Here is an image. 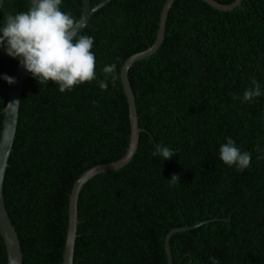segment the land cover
I'll return each instance as SVG.
<instances>
[{
    "label": "trees",
    "instance_id": "16d2710c",
    "mask_svg": "<svg viewBox=\"0 0 264 264\" xmlns=\"http://www.w3.org/2000/svg\"><path fill=\"white\" fill-rule=\"evenodd\" d=\"M104 0H88L90 8ZM165 0H112L81 34L94 38L96 79L60 92L27 76L2 179V202L21 264H60L69 190L86 169L118 160L128 143L119 69L154 39ZM229 5L232 0H212ZM27 0H1L0 26ZM60 8L77 20L79 1ZM18 60L0 57V112ZM116 65L115 81L103 68ZM137 137L128 169L84 186L76 199L72 264H166L171 228L220 223L168 240L171 264H264V0H240L222 13L175 0L155 55L127 75ZM255 79L262 95L242 102ZM2 116L0 114V132ZM231 138L251 153L238 171L219 159ZM157 145L170 160L152 155ZM180 182L169 185L172 175ZM198 228V227H197ZM196 228V229H197ZM191 229L188 231H195ZM0 264H5L0 242Z\"/></svg>",
    "mask_w": 264,
    "mask_h": 264
},
{
    "label": "clouds",
    "instance_id": "9594fccd",
    "mask_svg": "<svg viewBox=\"0 0 264 264\" xmlns=\"http://www.w3.org/2000/svg\"><path fill=\"white\" fill-rule=\"evenodd\" d=\"M61 2L30 0L26 11L6 15L0 26V46H6V54L18 60L39 83L45 85L49 81L54 82L60 92H65L96 79V61L92 51L94 38L78 34L77 21L70 13L61 10ZM103 72L105 79L98 81V85L101 90H106L108 78L111 77L113 81L117 78L116 65H106ZM2 78L10 85L15 83L11 76L4 75ZM251 84L252 87L243 92L242 102H250L262 95L255 79ZM255 150L264 151L259 145ZM174 154L172 149L163 145H157L152 153L164 161L170 160ZM260 158L264 156L257 157ZM219 159L243 171L250 166L252 156L248 151L242 152L231 138H227V142L219 148ZM168 180L169 185L174 186L180 182V176L174 174ZM210 260L212 264H220L215 257H210Z\"/></svg>",
    "mask_w": 264,
    "mask_h": 264
},
{
    "label": "water",
    "instance_id": "95a60500",
    "mask_svg": "<svg viewBox=\"0 0 264 264\" xmlns=\"http://www.w3.org/2000/svg\"><path fill=\"white\" fill-rule=\"evenodd\" d=\"M30 4V0H27ZM64 0H62L63 2ZM79 1V16L77 21V32L81 34L84 27L88 25V21L103 10L112 0H104L101 3L90 8L88 0ZM175 0H165L161 6L159 16L157 19L156 32L153 42L141 52L135 53L126 58L119 69V82L124 95L125 114L128 121V143L125 148L124 154L116 161L106 164L95 165L84 172H82L72 184L67 202L65 206V218H64V242L63 252L61 256L60 264H72V257L75 246L76 238V199L80 190L89 184H92L104 177L121 173L128 169L133 160L134 151L136 148L137 137L140 134V130L137 127V117L135 114V108L133 104V96L127 83L126 75L128 71L143 63L150 57L156 54L159 50L165 35L166 17L170 5ZM198 2L213 10L227 13L234 10L240 0H232L229 5H220L212 0H192ZM61 2V3H62ZM1 5V0H0ZM0 57H9L6 54V46H0ZM29 75L24 67L18 61L13 70L12 77L15 79L14 84H9L7 93L4 100L3 109L0 114L2 116L1 132H0V242L4 248L5 264H21V253L19 249V243L11 226L4 209L2 202V179L5 168L7 167V158L11 151V145L14 138V132L17 123V111L18 102L22 92L24 82ZM261 124L263 125L262 119ZM264 126V125H263ZM262 133L264 131L260 130ZM217 221L206 220L193 226H182L177 228H171L166 232L163 239V256L166 264H171L170 254L168 250V240L175 235H194L203 228L210 226H221L220 223H209ZM198 227V228H197ZM197 228V229H196ZM196 229L195 231H188Z\"/></svg>",
    "mask_w": 264,
    "mask_h": 264
},
{
    "label": "bare ground",
    "instance_id": "6f19581e",
    "mask_svg": "<svg viewBox=\"0 0 264 264\" xmlns=\"http://www.w3.org/2000/svg\"><path fill=\"white\" fill-rule=\"evenodd\" d=\"M78 220V219H77ZM77 234V233H76ZM169 243V242H168ZM171 256V255H170Z\"/></svg>",
    "mask_w": 264,
    "mask_h": 264
}]
</instances>
